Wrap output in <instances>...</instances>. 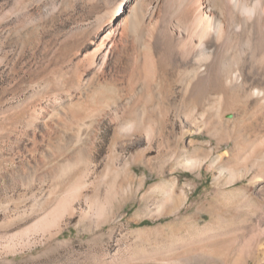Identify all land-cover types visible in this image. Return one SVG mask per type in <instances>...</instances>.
<instances>
[{
  "label": "rangeland",
  "instance_id": "374dc122",
  "mask_svg": "<svg viewBox=\"0 0 264 264\" xmlns=\"http://www.w3.org/2000/svg\"><path fill=\"white\" fill-rule=\"evenodd\" d=\"M165 6L0 0V264H264V54L197 95Z\"/></svg>",
  "mask_w": 264,
  "mask_h": 264
},
{
  "label": "bare ground",
  "instance_id": "6f19581e",
  "mask_svg": "<svg viewBox=\"0 0 264 264\" xmlns=\"http://www.w3.org/2000/svg\"><path fill=\"white\" fill-rule=\"evenodd\" d=\"M163 1L165 7L175 17L174 27L180 32L182 47L187 48L185 60L183 59L186 67L181 68V72L185 70L184 75L191 86L200 88L198 91H196L197 88L194 89L193 93L201 95L211 89L208 87L201 90V85L205 80L221 84L220 86L214 85L215 91L238 82L240 75L237 66L240 62L242 63L247 56L264 54V0ZM157 5L156 1L153 9ZM121 9L122 7L118 11ZM118 14L120 16V13ZM152 16L153 12L150 7L143 17L151 18ZM143 17L142 10L137 8L135 26L142 24ZM257 34L263 39L260 47L254 45ZM247 42L250 43V47L247 50H240L239 44H247ZM227 51V57L231 63L221 74L220 71L214 73L213 68L218 66V61L223 60L220 54H226ZM251 95L263 97V94L253 89L246 90L245 96L250 97ZM258 102H260L259 99L255 100V103ZM241 112L247 115L250 112L249 106H244ZM249 135L247 139L240 136L234 139L235 154H239L240 149L246 153L255 152L257 140L254 135ZM252 165L261 169L264 167V161L255 159Z\"/></svg>",
  "mask_w": 264,
  "mask_h": 264
},
{
  "label": "water",
  "instance_id": "95a60500",
  "mask_svg": "<svg viewBox=\"0 0 264 264\" xmlns=\"http://www.w3.org/2000/svg\"><path fill=\"white\" fill-rule=\"evenodd\" d=\"M231 115V114H230Z\"/></svg>",
  "mask_w": 264,
  "mask_h": 264
}]
</instances>
